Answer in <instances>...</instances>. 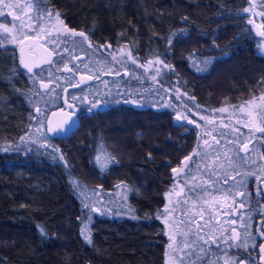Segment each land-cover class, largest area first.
<instances>
[{"label":"trees","instance_id":"trees-1","mask_svg":"<svg viewBox=\"0 0 264 264\" xmlns=\"http://www.w3.org/2000/svg\"><path fill=\"white\" fill-rule=\"evenodd\" d=\"M37 1L56 11L67 28L83 32L91 45L112 52L125 46L135 59L152 54L161 58L166 69L163 76L171 80L169 87L178 93L179 99L176 105L157 107L143 104L149 97L146 94L145 101L137 104L144 90L136 85L131 69L120 65V122L107 131L110 140L123 135L132 140L126 146V155V147H119L123 154L120 160L116 155L118 146L114 151L115 144L110 140L99 146L53 140L47 132L49 144L25 137L34 117L31 105L35 99L29 97L28 80L24 79L25 93L20 101L11 91L8 93L0 76V107L4 98H8L0 111V264H164L168 238L159 210L175 181L165 168L163 153L169 154L170 160L178 153L192 154L187 162L190 168L196 157L193 147L198 132L202 124L213 122L204 114L222 102L239 103L251 93H264V54L258 49L257 34L244 11L249 0ZM14 49L9 47L10 51ZM5 50L0 45L1 55ZM1 55L0 74L5 68ZM192 58L202 64H190ZM230 58L238 59V68L233 73L228 71L232 75L222 79L221 85L216 81L217 87V73ZM215 67L217 73L212 76ZM123 87L128 94L123 93ZM20 105L24 109H19ZM174 112L194 121L187 131L181 133V126L172 122ZM229 119L224 118L222 123L229 125V130L236 127V138L245 140V127L236 124L234 118ZM83 124L84 121L72 134L79 141L88 138L87 134L79 135L85 129ZM136 138L139 142H135ZM102 147L113 159L100 168L95 156ZM146 150L150 152L149 159ZM243 155V149H235L231 155L239 188H242ZM187 167L184 172L189 170ZM203 173L201 167L194 171L197 180L205 177ZM184 184L187 186L181 188L182 196L192 193L197 197L192 180ZM118 185L123 189L122 201L115 206L94 211L83 198L85 188H99L114 196ZM196 188H200L199 182ZM236 200L235 197L234 219L242 221L245 211L246 220L250 216L243 208L242 195L238 203ZM176 207L177 246L172 253L177 264L213 263L215 258L207 259L206 249L195 246L194 236L202 234L193 219L197 211H188L190 217L181 205ZM85 224L92 243L81 235ZM211 226L213 231L215 226L213 223ZM238 231L242 232L241 225ZM182 235L187 237L180 238ZM229 243L219 241L218 249L228 250ZM218 256L216 264L225 262L226 258Z\"/></svg>","mask_w":264,"mask_h":264},{"label":"rangeland","instance_id":"rangeland-1","mask_svg":"<svg viewBox=\"0 0 264 264\" xmlns=\"http://www.w3.org/2000/svg\"><path fill=\"white\" fill-rule=\"evenodd\" d=\"M7 3L18 4L20 5V7H7L5 6V4ZM5 4H0V25L7 27L9 31L5 33L3 31V28H0L1 46L10 45L12 47H18L20 43L24 40V38L29 37L31 35H36V42L39 44L42 54H44L45 56H49V53L52 52H55L57 54L52 58L53 64L67 63L68 61H70L71 55H73L72 57L75 56L77 58L82 57L81 55H84L85 50L82 47L81 43L77 42V39H74L72 37L70 32L67 31L68 28L65 27L63 23H60V21L63 20L58 16L56 11L47 7H43L41 5V2L37 0H34V2L31 4H29V0H5ZM245 9L248 10L244 11L245 13H247L248 19L251 22L253 29L254 26L252 22L254 21L260 32L258 34L254 29L258 37V49L264 54V0H249ZM37 21L39 22V27H36L33 31L32 24L35 25ZM61 37H70L72 41L64 42L65 40L61 39ZM34 38L36 39V37ZM104 51V54L98 53L96 59L94 60L95 53L92 51V49L89 50L86 59H89L90 62L85 60H79L78 67H82L83 69H96L98 67L100 69L97 70H107L110 69V67H113V65L115 64H120L123 68L131 69L130 73L134 74L132 77L136 81L134 82L136 83V85H138V88H142L145 86L152 87V89L148 93H145V91L140 92V101L139 103L137 102V104H141L142 101H145L144 95L148 94L147 96L149 97L147 98L146 103L143 104L148 103L157 107L169 105L172 106L171 104L176 105V102L179 99L178 93H176L173 88L169 87L170 84L168 82H170L171 80L167 81L168 79L166 80L165 76H163L166 73V69L165 63L161 58L153 56L152 54L147 55L144 58L142 57V59H135L131 54L130 50L125 46H121L115 52H112L110 50ZM42 61H44V58H41V63ZM190 61V64L195 66L197 63L202 64V61L199 59L192 58L190 59ZM222 64L227 66L222 65L221 67L224 69L220 70L218 73L216 72V69L218 67H215L212 72V76L213 74L216 75L215 73H217L218 76L217 79L215 78L216 86L217 82L221 85L220 81L222 79H225L228 75L231 76V73L236 72L239 65L238 59L235 58H230ZM62 67L66 66L64 64H60L57 66V68H61L64 70V68ZM55 69L56 67L54 65L52 67L50 65L45 64L43 67L40 68V79L33 78L30 81L31 91L34 92L36 95V97H34L35 99L33 100L34 103H32L31 105L32 109L35 107V113L33 115L34 118L30 120V126L28 128L27 133L25 134V137L30 140L38 139V141L45 144L50 143V140L45 135V116L48 110L54 105H56L57 102H59L60 100L58 92L56 91L57 89L54 88V85H63V83L60 81L62 78L57 76V74H61V72H56ZM230 70H232V72L228 74V71ZM41 81H43L44 84H47V88L41 86ZM123 93L128 94V89H124L123 87ZM71 95L74 97L76 96L75 98L78 100L84 97V93H82L81 91H73ZM262 95H264V93H251V96L246 98L244 101L234 104L225 101L222 102L219 106L211 109L209 111V114H204V117L211 118L213 122L208 123L209 125L202 124V129H200V131L198 132L199 137L196 139L194 143L195 146L193 147V151L195 152L196 157L193 159L191 167L188 168L189 170L183 173V176L181 177L183 183L180 185L179 182H181V179L179 182L176 180L173 183L172 188L168 192H166V200L164 202V206L159 210V218L163 224V230L169 239L166 247L165 258L163 262L164 264H177L176 257L172 253L173 247L177 246L176 228L178 229V227L175 228V223H177L178 221L176 220L175 216L178 212V207L176 206L181 205L183 210L185 211L184 213L189 216L190 214L188 213V211H197L196 215L198 216V212L202 211V216L200 215L199 218L193 219L201 221L202 224L208 227H212L211 224L213 222L215 223V217L210 218V215L208 213L207 215H205V213L203 212V208L198 209L195 201L199 200H197L198 198H196V195L189 193L187 194V196H182L180 190L183 186H187L186 184H184L186 180H192V185L194 186L192 188H194L195 190L197 189L198 191L199 189L207 191L206 195H200V197L202 199L204 198V200L213 199L214 196L215 198L219 199L225 198V195L229 194L220 189V187L223 186L222 184H220V181L228 173L233 174L234 168L232 164L233 160L231 155L234 153L235 149L241 151V149L244 148V145L246 144L248 139L252 137L256 138L257 136H259V129L263 128L261 127V124L264 123V112H257L255 110L256 106L262 103V101L260 100V97ZM61 99L63 101L68 100L66 98V95H63ZM249 101L252 102L251 106L249 105ZM73 104V101H69L68 103H66V106L70 108L69 105H71L72 107ZM37 108L41 110L39 113L36 111ZM241 108H243V111L241 110ZM221 109L224 110L221 111ZM249 112H252L253 115L249 116ZM177 114L178 112H174L171 117L172 122L174 123V117L177 116ZM229 117L234 118V122L236 124L241 125L243 128L245 127V131L243 129L245 140L243 139L241 141L240 139L236 138V127H231L232 129L229 130V125L222 123L224 118L229 119ZM214 118L216 119L214 120ZM229 120L232 121L231 119ZM189 121H192V119L189 117H186V119H179L177 121L178 124L181 126L179 130L181 133L188 130L189 126L187 124ZM87 131L89 132L90 129H83V133H79V135L87 134L88 136ZM203 131L204 133L209 134H203ZM253 132H257V134ZM218 134H222L223 136L218 137ZM130 139V137L123 135L121 137H115V139L110 140L112 144H115L112 146L114 151H116L117 148L116 155L120 160L121 158L119 156H123V154H121L120 152V148H123V146L126 147L129 143H131L132 140ZM137 139L139 138H136L135 142H139ZM234 140L236 141L234 142ZM205 141H207V144H205ZM176 145L178 146L179 143H176ZM115 146L118 147L115 148ZM126 152L127 147L124 150L125 155L127 154ZM163 152H166V149H163ZM167 152H169V149L167 150ZM225 153H227V155H225ZM145 156H150V152L148 150L145 151ZM185 156H187V153H178L173 156L172 160H170L169 154L163 153L162 161L166 163V170L170 172L173 167L180 164V160ZM110 161L111 160L109 159V156L107 152L103 149V147L102 150L99 149L97 151L95 156V162L98 166H100V168H103L107 164L109 165ZM229 161H231V163H229ZM199 167H201L202 171L204 172L202 175L205 176V181L203 179H201V181H198L197 177L194 175V171L197 170ZM255 174L256 173L253 172V175ZM217 175L221 177H217ZM198 182L200 183V188H196ZM234 183H236V180ZM233 185L231 189L232 196L233 194L235 195L236 191H238L237 188L241 191V188H239L238 183H236V185ZM211 188L213 189L211 190V192H209ZM111 191L107 193H110ZM114 193L115 195L111 196L109 194L103 193V191H101L99 188H85L83 189V198H85L86 202H89L91 204V208L93 209L109 208L110 206H115L116 204H119L118 201H122L121 196L123 193V189L120 187V185H118L117 188L114 189ZM173 203H176V205H174ZM210 206L211 205H209L207 210L212 209L210 208ZM247 213L249 214V216L250 214H252L249 212ZM213 214H217V217H219L220 212L219 210L214 208ZM241 220L242 221H239V219H233L231 223L228 222L224 226L215 224V228H213L215 229V234L229 235V237H232V235L234 236L236 232H238L239 225L245 227V217L243 215ZM216 226L221 228L220 232L216 230ZM233 229H235V232H233ZM235 239L239 240V238ZM170 244L172 245L171 248L168 247ZM216 260V262H219L218 259Z\"/></svg>","mask_w":264,"mask_h":264},{"label":"flooded vegetation","instance_id":"flooded-vegetation-1","mask_svg":"<svg viewBox=\"0 0 264 264\" xmlns=\"http://www.w3.org/2000/svg\"><path fill=\"white\" fill-rule=\"evenodd\" d=\"M57 13V12H56ZM59 16V15H58ZM40 19V17H39ZM41 21V20H39ZM37 23L32 24L33 31L36 27H39ZM68 30H71L68 28ZM36 37V39L34 38ZM74 39L80 36H72ZM40 38V37H39ZM61 39L67 41H72L70 37H61ZM37 36L31 35L29 37L24 38V40L20 43L18 47H14L15 49L10 51V45H3L2 48L6 50L2 52V60L5 66L1 77L5 82V86L7 87L8 93L10 91L11 94L15 95L21 101V98L24 96V79L28 80L29 90L30 81L31 79H40V68L43 67L45 64L53 65L56 67V72H61V74H57L58 77H61L60 80L63 85H54V88L57 89L58 95L60 97L59 102L50 108L45 116L44 124L46 129V118L51 111L54 110H61L67 109L75 114L77 120V127L74 129L76 130L80 124L84 121L83 126L88 129H92L94 132H88V138L86 140H78L73 138L72 134L74 130L67 137L62 138H53L52 136L49 137L53 140H68V142L73 143H82V144H96L99 146L105 145L109 140L110 136H108L107 131L111 128H114L120 122V113H121V104H122V71L120 68V64H115L113 67L107 70H97L100 68H88L83 69L82 67H78L79 60H85L90 62L89 59H86L88 56L89 50L95 53L96 59L98 53L104 54V50L100 46L89 47L90 43L89 40H82L79 39L82 47L85 50L84 55L82 57H72L71 55L70 61L67 63H48L49 56H45L42 54V51L39 47V44L36 42ZM23 44H30L28 51L34 53L35 60H34V67L33 72L29 73L27 68L22 66L21 58L19 55V47ZM96 47V48H95ZM91 48V49H90ZM99 48V49H97ZM102 48V49H100ZM77 56V55H76ZM41 58H44L43 63H41ZM43 64V65H42ZM64 64L66 67L64 68H57L58 65ZM35 65H39V67H35ZM54 69V68H53ZM70 69V70H69ZM91 77V79H89ZM176 80L175 78H173ZM83 81V82H82ZM57 84V83H55ZM63 87V89H62ZM10 88V89H9ZM133 86L131 85L130 89L132 90ZM168 88V87H167ZM152 87L145 86L142 87L141 90L148 91L151 90ZM73 91H81L84 93V97L82 99H73L72 96ZM148 93V92H147ZM66 95L67 103L73 101L74 104L72 107L68 108L66 106V101H63L61 97ZM72 96V97H71ZM29 97H36L35 93L31 91ZM76 97V96H75ZM8 101V98H4V102H2V106L0 107V111L4 109V103ZM19 101V102H20ZM136 102V101H135ZM134 102V103H135ZM19 109H24L22 105L18 107ZM35 107L32 109L33 112ZM33 119V118H32ZM178 123V122H175ZM264 128V123L261 124ZM192 126V125H191ZM190 126V127H191ZM188 127V129L190 128ZM248 130V128H247ZM47 132V129H46ZM48 133V132H47ZM257 133V132H253ZM256 138L252 137L249 138L245 145L248 146L247 151L243 148V170H242V188L241 191H236L235 195L232 196V185L234 184L235 179L234 174L228 173L224 178L221 179L220 184L223 186L220 187L226 193L225 198H214L204 200L200 197L201 194L207 193V191H199L197 192V200L195 201L198 209L203 208V212L205 215L207 213L210 215V218L215 217L216 221L213 222L215 224H219L220 226H224L228 222L234 219V215L236 214L233 211L234 199L237 198V203L239 201V196L242 195V205L243 208L246 209L250 214V217L246 218L245 220V227H242V232H236L234 235L237 239H233L229 237V235H218L215 234V229L213 231L210 229L211 227L206 226L201 223L199 220H195L196 224L200 229V236H194L195 238V246L199 247L200 249H206L209 255L207 259L215 258V261L211 264H216L217 260L216 257L218 255H222L226 258L225 262L222 261L219 264H264V252L261 251V246L264 245V133L258 132ZM168 137V135H167ZM76 139V140H75ZM1 145V144H0ZM2 145L7 146L5 143ZM246 155V158H245ZM149 159V156L147 157ZM109 159L112 160L113 157L109 155ZM184 172V171H183ZM181 172L179 175L171 177L173 181H180V175L183 173ZM253 172L256 174L253 175ZM217 177H221L217 175ZM234 178V179H233ZM205 178H199L198 181H201ZM227 180V183L225 181ZM233 181V182H232ZM180 185L182 182H179ZM217 186V185H216ZM215 186V188H216ZM234 187V185H233ZM213 188L210 189L211 192ZM215 192V191H214ZM239 193V194H238ZM166 199V198H165ZM236 203V202H235ZM248 203V205H246ZM176 205V203H173ZM210 206V210L207 208ZM216 208L219 210L220 215L217 217V214H213V209ZM253 210V211H252ZM178 214V212H177ZM176 214V216H177ZM199 216H202V211L198 212ZM179 215V214H178ZM242 215L245 217V211H243ZM175 216V217H176ZM197 215L196 218H199ZM191 217V216H190ZM181 220V219H180ZM244 224V223H243ZM217 229V228H216ZM209 233V234H208ZM224 236V237H223ZM177 237V236H176ZM185 236L182 235L180 238H184ZM187 237V236H186ZM185 237V238H186ZM168 238V237H167ZM225 238V239H223ZM228 240L230 243L228 244V250L223 247L222 250L218 249L219 241ZM169 241V239H168ZM236 243V244H234ZM222 248V247H221ZM235 248V249H234ZM218 252L220 254H218Z\"/></svg>","mask_w":264,"mask_h":264},{"label":"snow or ice","instance_id":"snow-or-ice-1","mask_svg":"<svg viewBox=\"0 0 264 264\" xmlns=\"http://www.w3.org/2000/svg\"><path fill=\"white\" fill-rule=\"evenodd\" d=\"M34 0H29V4L33 3ZM0 4H5V0H0ZM5 6L7 7H14V8H19L20 5L18 4H13V3H7L5 4ZM245 11H248L247 9H245ZM59 15V14H58ZM60 23H63V21H60ZM66 27V26H65ZM0 28H3V31L5 33H7L9 31V29L3 25H0ZM19 30V29H18ZM67 30V29H66ZM68 32H70V34L72 36H80L81 38H83L84 40H87L88 37L83 33V32H80V33H76L72 30H67ZM172 41L171 39H169V44H171ZM89 47H92V45L90 44ZM21 52H23V49H21ZM57 55L55 52H52V53H49V60L47 61L48 63H51V57ZM159 62V61H158ZM21 63L24 64V67L27 68V71L29 73H32L33 72V67L32 65H29L28 63H26L23 58L21 59ZM43 63V61H42ZM35 67H39V65H35ZM70 70V69H69ZM89 79H91V77H89ZM83 82V81H82ZM41 86L44 87V88H47V84H44L43 81H41ZM73 99H75V97H73ZM194 99V98H193ZM260 100L262 101V103L258 106H256L255 110L257 112H264V95H262L260 97ZM67 103V101H66ZM251 101H249V105L251 106ZM69 107H71V105H69ZM224 109H221V111H223ZM241 110L243 111V108H241ZM36 111L39 113L41 110L39 108L36 109ZM249 116H252L253 113L252 112H249L248 113ZM34 118V117H33ZM177 119H186V117H181L179 115V113L177 114ZM73 123V120H72V117H71V114H69V116L64 119L63 121H61L60 123H57L55 125H53V123L51 121H49V126L47 128V132L52 134V135H60L64 132L67 131V128L71 126V124ZM189 123H194V121H189ZM199 126V125H197ZM259 131L261 133H264V128H260ZM21 139L23 140L24 138L21 137ZM205 144H207V141H205ZM247 148L248 146L247 145H244V150L247 151ZM225 155H227V153H225ZM61 159H63V157H61ZM192 159V154H190L189 156H185L183 161H181V164L184 165L185 167H187V162L190 161ZM229 163H231V161H229ZM185 167H180V168H173L172 169V172L176 175H179L181 172H183L185 170ZM225 183H227V180L225 181ZM124 187H127L126 185ZM239 194V193H238ZM85 208H87L88 206L85 205L84 206ZM94 211H99V209H94ZM78 220L82 219L81 217H78L77 218ZM91 221V216L89 215V222ZM233 232H235V229H233ZM41 233L44 234V230L41 226ZM81 235L84 237V239L88 242V243H92L91 239H90V234H89V229H88V225L85 224L82 228H81ZM236 237L234 236L233 239H235ZM174 239V237H173ZM169 248L172 247V245L170 244L168 246ZM261 251L264 252V245L261 246Z\"/></svg>","mask_w":264,"mask_h":264},{"label":"water","instance_id":"water-1","mask_svg":"<svg viewBox=\"0 0 264 264\" xmlns=\"http://www.w3.org/2000/svg\"><path fill=\"white\" fill-rule=\"evenodd\" d=\"M253 26H254V29L255 31L259 34V30L257 28V25L256 23L253 21ZM30 47V44H23L19 47V55H20V58L28 63L29 65H34V60H35V55L34 53H31L28 51V48ZM21 49H23V52H21ZM22 66L24 67V64H22ZM69 114H71V117H72V120H73V123L71 124L70 127L67 128V131L60 134V135H52L50 133H48L50 136H52L53 138H62V137H67L72 130H74L76 127H77V120H76V117H75V114L67 109H61V110H54V111H51L47 118H46V129L48 128L49 126V121H51L53 123V125L57 124V123H60L61 121H63L64 119H66ZM174 121L177 122L178 119H177V116L174 117ZM189 127L191 126V123L188 122L187 124ZM184 157L180 160V164L173 167V168H180V167H185L184 165L181 164V161H183ZM172 168V169H173ZM186 168V167H185ZM172 169L170 170V175L171 177H174L176 176V174H174L172 172Z\"/></svg>","mask_w":264,"mask_h":264},{"label":"bare ground","instance_id":"bare-ground-1","mask_svg":"<svg viewBox=\"0 0 264 264\" xmlns=\"http://www.w3.org/2000/svg\"><path fill=\"white\" fill-rule=\"evenodd\" d=\"M188 168V167H187Z\"/></svg>","mask_w":264,"mask_h":264}]
</instances>
